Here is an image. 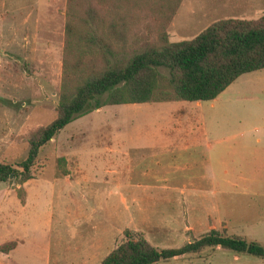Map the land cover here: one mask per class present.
<instances>
[{
    "label": "rangeland",
    "instance_id": "374dc122",
    "mask_svg": "<svg viewBox=\"0 0 264 264\" xmlns=\"http://www.w3.org/2000/svg\"><path fill=\"white\" fill-rule=\"evenodd\" d=\"M72 1L73 25L81 26L83 23L80 20H84L87 31L96 30L97 35L110 42L112 51L105 53L110 66L124 64L132 55L142 52L146 46H159L162 39L169 43L191 40L213 21V18L203 19L198 12H202L204 7L214 0H185L186 5H182L176 19V10L182 0ZM66 5L67 0H0V163L15 165L20 162L26 155L28 136L47 125L55 115L61 76ZM260 17L262 16L259 13H254L250 17L238 19L256 20ZM115 50L117 53H113ZM92 62L98 66L97 60ZM157 71L167 75L163 68H157ZM251 78L247 74L239 76L224 95H260L255 92L256 86L247 87V81ZM102 99L103 97L99 98V102ZM148 106L155 105L145 103L102 106L90 110L65 125L39 150L29 169V176L61 178L64 189L61 190L60 196L71 193L80 203L78 206L75 201L74 205L66 197H62L63 203L60 202L61 199L57 196L58 188H55L50 249L51 254L54 252L55 255L63 248L59 255L60 264H68L66 260L70 252H67L69 248H64L63 242L71 241L72 227L81 228L84 233L92 231L91 224L97 225V229H104L106 223L102 196L109 189L116 192L115 185L118 184L123 186L119 187L120 190L126 191L127 185L131 183L132 188L127 191L133 190L140 196L138 204L143 210L135 209V203H126L125 206L116 204L113 211V222L116 226H130V229H126L139 233L156 248L177 247L183 244L171 235L172 227L176 226L172 224L170 215L176 217L181 212L186 205L185 199H155L152 195L156 187H152L153 183L149 181H143L145 173L149 174L153 168L147 166V162H135L134 150L148 148L158 137L144 130L162 125L163 122L154 114L156 110H151ZM108 135L109 145L121 152H128L127 159L130 160L122 162L120 166H114V170L124 177L137 176L140 181L107 180L108 176L104 170L111 168L101 159V155L109 158L114 155L105 154L102 150V143ZM83 147L87 148L81 157L83 166L77 167L72 160L77 155L81 156L80 149ZM58 158H62L63 162L57 161ZM83 172L87 173V177L80 182L70 181L69 184L68 180L63 178L65 175L73 176ZM105 176L106 180L103 179ZM15 181L16 178L9 177L0 184L7 189L14 188L16 193ZM158 184L163 187L167 183ZM78 191L84 194L88 192L90 197L79 198L76 196ZM190 205L197 206L198 199L191 198ZM56 207L62 210L61 217H57ZM72 208H77L78 214L73 216ZM60 230L62 240L58 237ZM202 233L204 232L195 236L190 234L188 241L194 240ZM102 237L105 239V236ZM124 240L126 237L122 235L118 241ZM201 249L187 254L191 257L197 256Z\"/></svg>",
    "mask_w": 264,
    "mask_h": 264
},
{
    "label": "crops",
    "instance_id": "0c3cea01",
    "mask_svg": "<svg viewBox=\"0 0 264 264\" xmlns=\"http://www.w3.org/2000/svg\"><path fill=\"white\" fill-rule=\"evenodd\" d=\"M184 1L177 7L175 19ZM254 13L264 16V0H214L198 15L203 19L213 18L212 23L250 17ZM245 74L252 77L247 81V87L256 86L255 92L260 95L225 96L238 76L210 101H169L148 106L156 110L154 114L163 122L144 130L158 137L148 148L134 150L135 162L144 161L153 168L149 174L145 173L143 181L156 187L152 195L155 199H185L186 205L181 212L176 217L170 215L176 226L172 227L171 235L182 243L188 242L190 234L195 236L210 229H224L227 234L255 241L264 247V69ZM104 140L103 153L114 154L110 158L101 155L111 168L104 170L107 180L140 181L137 176L124 177L114 170V166L130 161L129 155L113 149L109 145V135ZM86 149H80L81 156L72 160L77 167L83 166L81 157ZM86 177L87 173L83 172L63 178L70 184V181L80 182ZM103 179L106 180V176ZM61 180L44 176L25 180L20 185L24 192L23 202L17 198L14 188L7 189L0 184V244L14 242L7 251H0V264H60L63 248L55 255L50 249L55 188H58L60 202L63 203L62 197H66L70 203L75 205L76 201L80 205L71 193L60 196L64 189ZM158 183H167L163 186L165 189ZM130 186L131 183L127 190L132 188ZM119 187L123 186L115 185L116 192L109 189L102 196L106 223L103 231L92 224L90 233L72 227L71 241H62L64 248H69L68 264H98L122 237V230L130 229V226L114 224L116 204L135 203V209L143 210L138 204L139 195L133 190H126V193ZM76 196L90 197L88 192L81 191L76 192ZM191 198L198 199L197 206L190 205ZM56 211L57 217H61L60 207H56ZM71 213L73 216L78 214L77 208H72ZM58 237L62 240L61 230ZM199 254L194 257L182 254L153 264H264L262 258L234 253L218 245L206 246Z\"/></svg>",
    "mask_w": 264,
    "mask_h": 264
},
{
    "label": "trees",
    "instance_id": "16d2710c",
    "mask_svg": "<svg viewBox=\"0 0 264 264\" xmlns=\"http://www.w3.org/2000/svg\"><path fill=\"white\" fill-rule=\"evenodd\" d=\"M73 9L74 2L67 0L55 115L28 136L26 155L20 162L0 163V183L16 178L20 202L24 197L20 185L31 178L29 169L39 150L74 118L102 106L210 101L238 76L264 69V16L256 20H217L191 40L169 43L162 39L159 46H146L124 64L110 66L105 54L112 51L110 42L96 30L87 31L84 20H80L81 26H74ZM157 68L165 69L167 75ZM130 231L122 230L126 240L118 241L98 264H153L215 245L264 261L261 244L227 234L224 229H210L192 241L165 248L153 247L139 233ZM13 245V241L2 243L0 251Z\"/></svg>",
    "mask_w": 264,
    "mask_h": 264
}]
</instances>
